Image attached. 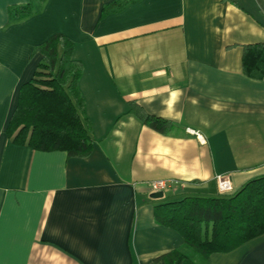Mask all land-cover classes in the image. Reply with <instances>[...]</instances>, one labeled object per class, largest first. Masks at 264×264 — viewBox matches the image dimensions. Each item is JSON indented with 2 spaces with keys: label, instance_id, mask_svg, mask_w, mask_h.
Instances as JSON below:
<instances>
[{
  "label": "crops",
  "instance_id": "obj_1",
  "mask_svg": "<svg viewBox=\"0 0 264 264\" xmlns=\"http://www.w3.org/2000/svg\"><path fill=\"white\" fill-rule=\"evenodd\" d=\"M125 1L0 0V264H155L184 246L156 221L157 205L220 196L217 175L234 193L264 177V79L243 71L245 46L264 44V0ZM28 4L33 15L10 20ZM57 34L84 66L85 158L7 136L43 59L34 48ZM158 180L181 184L154 200L147 183ZM210 264H264V235Z\"/></svg>",
  "mask_w": 264,
  "mask_h": 264
},
{
  "label": "trees",
  "instance_id": "obj_2",
  "mask_svg": "<svg viewBox=\"0 0 264 264\" xmlns=\"http://www.w3.org/2000/svg\"><path fill=\"white\" fill-rule=\"evenodd\" d=\"M36 11L33 4L15 7L10 20L27 18ZM74 50V42L63 34L34 48L33 55L40 53L43 59L33 78L19 90L7 128L14 145L66 152L70 157L85 158L92 153L90 122L84 117L85 100L79 89L84 66L73 59ZM243 71L250 78L264 79V44L245 46ZM133 113L156 130L169 127V122L151 117L140 107L134 106ZM155 217L184 240L183 248L161 256L155 264H210L213 254L231 252L264 235V177L230 195L189 196L157 205Z\"/></svg>",
  "mask_w": 264,
  "mask_h": 264
},
{
  "label": "built area",
  "instance_id": "obj_3",
  "mask_svg": "<svg viewBox=\"0 0 264 264\" xmlns=\"http://www.w3.org/2000/svg\"><path fill=\"white\" fill-rule=\"evenodd\" d=\"M187 133L196 136L202 145L207 144V140L199 131L193 129H187ZM217 187L221 195H230L234 193V188L229 177L224 175L216 176ZM180 182L177 180H158L147 183L148 189L152 192H166L167 190L174 189L180 186Z\"/></svg>",
  "mask_w": 264,
  "mask_h": 264
},
{
  "label": "water",
  "instance_id": "obj_4",
  "mask_svg": "<svg viewBox=\"0 0 264 264\" xmlns=\"http://www.w3.org/2000/svg\"><path fill=\"white\" fill-rule=\"evenodd\" d=\"M165 196L164 192H155L151 195V198L154 200H159V199H163Z\"/></svg>",
  "mask_w": 264,
  "mask_h": 264
},
{
  "label": "rangeland",
  "instance_id": "obj_5",
  "mask_svg": "<svg viewBox=\"0 0 264 264\" xmlns=\"http://www.w3.org/2000/svg\"><path fill=\"white\" fill-rule=\"evenodd\" d=\"M171 193H172V191H166L165 192V197H164V200L166 201V200H168V199H171L170 197H171Z\"/></svg>",
  "mask_w": 264,
  "mask_h": 264
}]
</instances>
